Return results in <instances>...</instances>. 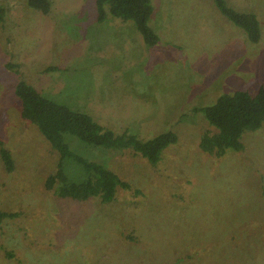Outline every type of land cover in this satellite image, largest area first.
<instances>
[{
	"label": "rangeland",
	"instance_id": "1",
	"mask_svg": "<svg viewBox=\"0 0 264 264\" xmlns=\"http://www.w3.org/2000/svg\"><path fill=\"white\" fill-rule=\"evenodd\" d=\"M48 14L28 0H0V264H264V124L242 150L206 152L213 133L203 112L224 94L264 85V0H226L257 14L262 39L247 34L214 0H152L146 44L132 20L97 19L96 0H50ZM25 81L44 96L87 112L115 133L143 141L174 131L152 165L130 147L65 135L70 148L131 184L116 200L76 201L46 188L59 152L26 120L15 94ZM1 149V144H0ZM70 181L84 169L64 163Z\"/></svg>",
	"mask_w": 264,
	"mask_h": 264
},
{
	"label": "trees",
	"instance_id": "2",
	"mask_svg": "<svg viewBox=\"0 0 264 264\" xmlns=\"http://www.w3.org/2000/svg\"><path fill=\"white\" fill-rule=\"evenodd\" d=\"M219 10L233 24L242 29L249 41L258 43L262 39V25L253 12H243L231 7L226 0H214ZM35 9L48 14L51 11L50 0H28ZM97 19L102 22L107 15L106 6L114 16L132 20L142 33L146 44L154 46L159 42V35L150 25L154 12L152 0H96ZM0 7V21L5 16ZM15 94L21 101V112L26 120L35 123L53 148L59 152L58 168L46 180V188L55 190V194L63 198L85 201L99 199L103 204L116 200L118 187L130 189L131 184L122 179L115 171L98 162L91 161L73 151L65 141L66 134L78 136L92 145L106 147H130L136 155L146 158L156 165L162 158L163 151L178 141L174 131L161 133L147 141H143L128 130L115 133L98 123L94 117L77 111L67 105L60 104L43 94L25 81L17 83ZM196 113L203 112L209 124L216 128L213 133H206L201 138V147L211 154L223 155L227 149L242 150L243 136L248 131L261 128L264 124V85L259 86L255 93L240 89L232 94H224L211 105L195 108ZM1 155L9 171L14 168L11 152L0 139ZM73 159L84 169V178L70 181L64 163ZM12 216L11 212L0 208V224Z\"/></svg>",
	"mask_w": 264,
	"mask_h": 264
}]
</instances>
